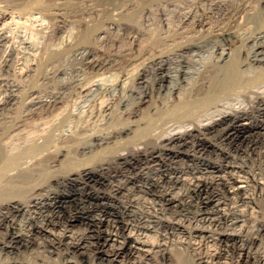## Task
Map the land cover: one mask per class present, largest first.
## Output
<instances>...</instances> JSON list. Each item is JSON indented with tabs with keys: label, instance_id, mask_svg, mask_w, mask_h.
I'll use <instances>...</instances> for the list:
<instances>
[{
	"label": "rangeland",
	"instance_id": "rangeland-1",
	"mask_svg": "<svg viewBox=\"0 0 264 264\" xmlns=\"http://www.w3.org/2000/svg\"><path fill=\"white\" fill-rule=\"evenodd\" d=\"M19 1L18 0H0V101H4V102H2L3 104L2 103L0 104V136H1L0 137V161H1L0 162V164H1V166H0V186L3 187L4 183L15 184L22 177L21 176L22 172L24 173L26 171L27 172L28 171L33 172L32 174L34 175V177H35V175H36V177H38L39 174L42 172L43 173L42 176H44L45 179L43 177L44 180H42V181L44 182V185H43V182H41V180L39 179L40 176L37 179H36V177H35V179L34 178L31 179L32 185L30 188L28 187L29 189L27 188V190H26V191H28V193L25 191L24 192L25 194L24 193L20 194L21 198L23 196V198H26V199L32 195H36L37 197H39L37 199L40 201L37 203L36 206L27 207V209L23 208L20 211H18L19 213L17 212V213L11 214L9 216L10 219L0 221V236H1L0 238L4 239V241L9 240V237L13 233V231L16 233L18 232V234L22 233L25 236H30V237L34 238V239H32L33 240L32 244H30L29 247H27V250L29 249L28 251L26 250L25 247L21 246V248L14 249L15 252H9V251H7V249L3 248L0 245V249H1L0 252L2 253V250H3V252L5 251L4 252L5 254L2 253V255H1V253H0V264H7L9 262V258L11 260V259H13V257L19 264L21 261H23V263L21 262L22 264H57V263L58 264L59 263L60 264H90V263L96 264L97 261L99 260L98 255H97V257L96 256L93 257L94 259L91 257L88 260V257L86 255L81 254L79 252L75 253L74 251L69 250V247H67L68 246L67 244H61V246H62L61 250L59 249V248H61V246H58L59 248L55 247L57 245L56 243L54 246V244H53L54 241H57V238H55V235L58 236V235H60V233L62 234L67 228L68 229L64 233H66V234L69 233L68 234L69 238L81 239L86 234L94 233L95 230L97 229L98 223L93 224L94 223V221H93L90 224V222L85 223V221H84V222L78 223L74 226H70L69 224H67V222H65V219H64V218H66V215L69 214L68 210H65L64 212L61 211L60 213H62V217L58 218L56 216V212L54 211V209L50 210L48 208L47 202H50L49 196L52 195L50 191H52L54 189L58 190V189L62 188L61 185L54 183V181L52 180V176L56 175L58 173V171H61L62 168L63 169H71V167L72 168H80V167L84 166L85 164L91 165V166L96 165L99 163V161L101 159H104V157H107V156L108 157L112 156L111 157V159H112L115 156V155H113V153L118 151L122 145H127V144H125L126 140H125V142L122 140V139H124L123 135L113 137V138L119 137L118 139L121 140V142L117 141L118 146H120V147H118L116 142H114L115 144L112 142L113 139L109 141V133L115 129L122 127V126L128 127L130 124L133 123L132 126L130 125L129 127H133V126L134 127H138V126L141 127L142 126V128L147 127V128H145L146 130L137 131V134L138 135L146 134L149 131V132H151V134H153L155 136L156 134L159 135V133L164 134L167 131H172L174 129H178V127L181 128V126H182V130L186 129L188 127L187 125H190L189 123L193 122L191 124V125H193V124H195V122L198 121V119H199L198 123H201V121H203L201 124H205L208 122L211 123V121H213L215 119L216 115H218L217 113H221V111H224L225 109L226 110L227 109H229V110L233 109L235 105H236L235 108H237V106L240 107L242 102H243L242 106H247L249 104L250 100L248 97V99H246V101H243V100H245V98H247V96H246V93H243L241 91V89H242L241 86L238 87L239 89L237 87L234 88L235 90L231 89L232 93H235V94H231V91L229 90L230 92L229 91L228 92H222L223 95H222V93L218 94L219 93L218 91L214 93L212 88H211V90L210 89L209 90H210V93L212 92L213 94L210 95L211 97H208V95H206L208 98L205 96L204 93L197 92V90H196V87L202 81H203V83L206 81V79H203V78L206 77V74L208 73V71L210 72L212 70L211 67L214 66L213 67V69H214V68L218 67V65L222 64V62L220 64L216 63L215 62L216 59L212 58L213 57L212 55L215 53H217V56H218V54H219L218 52L221 51L222 48L216 49V52L212 53V55H210V53H208L207 51H204V52L202 51L203 53L200 51V52H197L198 54H193L194 56L193 55L192 56L196 60V61L194 60V62L195 63L198 62V64L195 67L193 66L194 63L191 64V66L189 68L190 71L188 70V72L185 74H183V73L177 74V75H180L181 77L177 76L178 79L176 78V81H178L180 78L181 83H180V81H178L179 82V84H178L175 81L176 85H175V89L173 91L170 90L171 91L170 92L165 86V82H168V80L167 81L164 80L163 82H161L162 85H159L158 83L152 84L153 89L151 91H149L150 93L148 92V96H146L148 98L145 97V99H149L148 100V103H150L148 106L149 108H147L145 105L139 106L138 101H136V100H139L141 91L143 89L145 90L147 88V87L142 88L139 86L140 84H138L137 77L139 75H143L142 73L145 72L146 78L148 77L147 79L151 80V78L154 77L153 72L155 71V67H156L155 64H153V66L151 65L153 63V59H151V58H153V56L156 54L155 51L162 50V46H165V45H166V49H170L171 46H169V44L174 46V44L177 42L176 40H178V42H185V41L187 42V39L189 37L191 38V35H192V38L191 39L189 38L188 41H190V40L192 41V40L196 39L195 42H197L199 45L202 44V46H204V47H209L208 43H211L210 41L212 40V37H213V40L215 37V40H217V41L215 42V40H214V42H213V40H212L211 44L219 43V44L223 45V43H224V47H226L228 45V44H226V42H228V40L231 38V36L230 35H228V36L224 35L223 36V34H221L220 32H221V29L225 28V25L227 23H229V22L226 23V21H228V17H234L235 22L240 18L238 22L239 23L241 21L242 22L240 24L238 22L235 23L231 27V30L235 31V32L238 31L237 33L241 34L247 28V27H245V25H248V24L245 22L247 20H249V14H250L249 11L252 10L254 12V11H256L257 7L258 8L259 7L264 8V5H263L264 0H242V1H240V0H169V1L168 0H164V1L163 0H110L112 3H109L110 2L109 0H45L46 4H45V1L43 0L44 1L43 4L46 5V7L40 6V8L42 10L38 7L39 9L34 8L35 10L32 9L33 11L29 10L28 12H26L25 10L24 11L22 10V7H21V4H19L20 3ZM259 1H260V3H258ZM115 2H117V3H115ZM243 2L246 5L249 4V6L248 5L244 6ZM114 3H115V5H114ZM222 3H223V6H221ZM225 3H226V6L224 5ZM238 3L239 4L241 3V4L239 5ZM227 4H229L231 7L229 5L227 6ZM250 4H253V5H250ZM254 4L256 6L255 8H254ZM118 5H119V7H118ZM214 5H215V7H214ZM241 6H244V7H241ZM251 6L253 8H250ZM212 7H214V8H212ZM228 7H229V9H227ZM16 8H19V9L21 8V9L19 11ZM45 8H47L48 10ZM210 8H212V10H210ZM218 8H219V10H218ZM232 8H234V9H232ZM239 8H240V10H239ZM243 8H244V10H243ZM199 9L203 13H201L199 11ZM203 9H206V10H203ZM226 9H227V11H226ZM228 10L230 11V13ZM238 10L240 12H238ZM196 11H197V14L195 15ZM207 11H208V14L206 13ZM211 11L213 12V14L215 16L212 14ZM236 11L238 13H240L239 14L240 17ZM198 12H199V15H198ZM205 14H206V16H205ZM222 14H223V16H222ZM193 15H195V17H197V19L195 17H193ZM241 15L243 18L245 17L243 20L241 19L242 18ZM192 17L194 18L195 22H193ZM202 17H203V19H202ZM211 17H212V19H210ZM222 17H224V19ZM190 19H192V20H190ZM213 19L218 21V22L216 23V21H214ZM219 19H220V21H219ZM205 20H206V22H205ZM211 20L213 23L211 22ZM109 21H111V22H109ZM127 22H128V24H127ZM109 23H111V24H109ZM112 23H114V24H112ZM134 23H135V25H134ZM204 23H206V24H204ZM210 23H212V25H210ZM248 23L253 24V22H251V23L248 22ZM194 24L198 25V26H195ZM203 24H204V28H203ZM213 24H214V28H213ZM236 24H237V26H236ZM125 25H126V27L123 28V26H125ZM129 26H130V28H129ZM218 26H221V27H218ZM242 26H244L245 29L242 28ZM193 27H195V30H194L195 32L198 30L195 34H198L199 36L193 34L194 33ZM205 27H208V28H205ZM226 27H227V25H226ZM199 28H201V29H199ZM240 28L243 31L239 30ZM132 29H133V33H132ZM202 29L204 31H202ZM213 29H215V30L213 31ZM125 30H126V33H125ZM134 30H136L137 32H135ZM216 30H218V33ZM130 31H131V33H130ZM188 31L192 32V33H189ZM207 31L211 35L207 34L208 33ZM183 32H185V33H183ZM198 32L200 34L202 33L203 36H200V34ZM152 33H154V34L157 33V34H156V36L154 34H153V36H151ZM177 33H179V35L180 34L181 35L179 36V35H177ZM205 33H206V35H205ZM183 34H185V35H183ZM136 35H138L137 36L138 38L136 37ZM148 36L150 37V39L148 38ZM173 36L174 37L176 36L174 40H173ZM183 36H185L187 38H185ZM204 36H211V38L210 37L206 38ZM217 36H218L219 40L217 39ZM132 37H135V39ZM152 37H154V38H152ZM201 37H203V38H201ZM224 37H226V38H224ZM164 38H165V40H164ZM167 38H169V39H167ZM170 38H172V39H170ZM181 38L184 39L185 41L184 40L180 41V40H182ZM204 38H206V40ZM129 39H130V41H129ZM158 39H161L162 45H160L161 43L159 40L158 44L159 43L160 44L157 46L156 43H157ZM166 39L168 41L167 42L168 44H166V42H164V41H166ZM208 39L210 41H208ZM132 40H134L133 42H135V41L136 42L133 44ZM169 40L172 41L173 44ZM147 41L148 42L150 41V45L149 44L147 45V43H148ZM29 43H31V44H29ZM143 43L147 47L145 45L143 47V45H142ZM163 44H165V45H163ZM167 46H168V48H167ZM131 47H133V49H131ZM157 48H159V49H157ZM163 48L165 49V47H163ZM150 49H152L154 51L153 52L151 50L153 52V54H152V52H149ZM136 52L137 53L139 52V54H137ZM146 52L147 53L149 52L148 55L151 54L150 55L151 58L149 56L147 57ZM205 53H208L210 56L207 54L209 57V58L207 57L208 59L205 56H202V57H205L203 60L201 55H203ZM126 54H128V56L130 58L128 56L126 58L125 57ZM134 54L136 56H134ZM140 54H141V56H139ZM132 56H134V57H132ZM198 56H200V57H198ZM240 56H241L240 59H243L244 53L240 54L239 57ZM121 57H123V58H121ZM141 57H143V58H141ZM144 57L146 59H144ZM214 57H216V55H214ZM259 57H260V61H259V58L257 56L258 60H256V61H255V59H253L252 60L253 62H251L250 59H245V61H246L245 63H244V61H241V64L239 62V65H238V69L240 67L239 73L241 74V72H242V74L245 73L243 75H246L250 72L251 73L253 72L254 74L252 76H255V73H256V75H258L261 71L264 70L263 69L264 59L262 58L264 56H259ZM116 58H119L120 60H118ZM140 58H141V60H140ZM197 58H198V60L204 61V62H201L202 64L200 63L201 64L200 65L199 64L200 61H198ZM210 58H212L213 60L215 59L214 62L218 65L215 66L214 65L215 63H213L212 62L213 60ZM142 59H144V60H142ZM116 60H117V62H116V64H114ZM123 60H125V61L123 62ZM248 60L250 62L249 64L247 63ZM138 61H139V64L137 63ZM145 61L147 62L146 65L143 64V63H145ZM119 62H122V63L119 64ZM127 62H129V64ZM131 62H133V63H131ZM135 62H136V64H135ZM149 63H151V64H149ZM203 63H205L206 65H207V63L209 64L210 69L208 71H207V69L209 68V66L208 67L206 66V68H205V64H203ZM210 63H213V64L210 65ZM253 63H255L256 65L258 64V66L256 67V65ZM261 64H263V66ZM117 65L120 67H118ZM126 65H128V66H126ZM141 65L143 68H141ZM246 65L248 67H246ZM174 66L176 67L175 62L170 64L171 69L175 68ZM192 66L194 68H196L197 66L198 67L196 68V70H194V69H192ZM241 66L243 67L244 70L242 69ZM144 67H145V69H144ZM147 67H148V69H147ZM258 67L261 68L262 70H259ZM200 68H201V70H200ZM250 68L252 69V71L250 70ZM191 69H192V71H191ZM197 69H199L200 71ZM204 69H206L207 72ZM221 69L222 68H220V71H223V69L222 70ZM246 69H247V71H246ZM257 69H258V71H260L259 73H257L258 72V71H256ZM193 70L197 71V72H194ZM203 70H204V72H203ZM224 70H227V68L225 67ZM146 71L149 73H147ZM150 72H152L153 75ZM192 74L193 75L195 74L196 76L195 75L193 76ZM208 74H207V76H208ZM183 75L184 76L186 75L185 76L186 79L183 77ZM202 75L205 77H203ZM248 75L251 76V74H248ZM248 75H246V76H248ZM187 79H188V81H186ZM72 80H74V81H72ZM190 80H192V81H190ZM66 81H68V83ZM136 81H137V83H136ZM64 82H66L68 85L66 83H65L66 84L65 85ZM194 83H196V84L193 85ZM205 83H207V82H205ZM257 83H260V85L262 83V85L261 86L259 84L257 85ZM62 84H64V85H62ZM182 84H183V86H182ZM254 84H255V82L252 83L251 86H249V89H251V90L260 89L261 90V88H264V86H263L264 85V77H262V78H260V80L256 81V84H255L256 86H254ZM34 85L39 86V87H35ZM178 85H179V87L176 88V86H178ZM12 86H14L16 88L13 90ZM153 86L155 87V89ZM164 86H165V88H164ZM180 86H181V88H180ZM187 86H189V87H187ZM17 87L21 90L19 91L17 89ZM34 88H35V90H34ZM256 88H258V89H256ZM36 89H38V90H36ZM39 89H40V91H39ZM181 89H184V91ZM187 89L190 91L189 93H188ZM180 90H181V92H180ZM236 90H237V92H236ZM41 91L45 94H43ZM152 91H154L153 92V94H155L154 96L152 94ZM12 92H14V93L11 94ZM167 92H169L171 94V96L169 94H167ZM191 92H193V94H191ZM15 93H17L18 95L20 94V95L18 96ZM47 93H49V94H47ZM55 93L58 94L60 97L58 95H56ZM135 93H137V94H135ZM183 94H184V97L186 96L185 98H188L190 96L194 97L193 95H195V97L193 98V100H195L194 103L198 100V103H196L194 105L195 111L193 114L194 118L196 116L197 117L195 119L193 118V120H191V121L179 120V116H177L176 114H174L175 117H173V114H171L172 115V118H171L170 114H167V111L165 112V110L167 108L165 106L169 107V102H172V103H170L171 106L169 108H167V110H169L173 106L175 101H176V103H178V102H180V100L182 101V98L184 100V97H181V96H183ZM187 94H189V95L187 96ZM199 94H201V95H199ZM237 94H240L241 96H239ZM179 95H181V96H179ZM226 95L229 97L226 98L225 97ZM199 96L201 98L206 97L205 101L203 98L201 99V101L203 100V102L199 101V99H200V98H198ZM223 96H224V98H223ZM231 96H233L232 99L234 98L237 101V103L235 102L234 99H233L234 100V102H233V100L231 99ZM237 96H239L238 97L239 99L241 98L240 99L241 101L240 100L238 101V98H236ZM29 97L31 99H32V97H33V99H35L36 107H35V105L33 106L34 100L32 99L33 102L30 101ZM40 97L41 98H43V97L48 98L49 102H46V104H48V107L45 103H43V106H42V102L37 100ZM153 97H154V99H152ZM169 97H172V98H169ZM180 97H181V99H180ZM215 97H216V99H215ZM217 97L219 99H217ZM155 98H156V100H155ZM159 98H160V100H158ZM210 98H211V100H210ZM212 98H214L215 100L212 101L213 100ZM6 99H7V101H6ZM220 99L221 100L224 99L222 101V103H221ZM15 101H16V103H15ZM231 101H232V103H231ZM52 102L54 105L52 104ZM156 102H160V103L156 104ZM166 102H168V105L167 104L165 105ZM29 103H30V105H31V103H33L31 105V107H29ZM134 103L136 105H138L139 107L136 106ZM207 103H209V106ZM215 103H216V106H214ZM227 103L228 104L231 103V105L229 104L230 107L227 105ZM244 103L247 105H244ZM38 104H41V105H38ZM153 104L155 106H153ZM197 104H199V105H197ZM225 104L228 107H226ZM38 106L40 107L39 109H38ZM142 106H145V107L142 108ZM199 106H200V109L198 108ZM213 106H214V108H212ZM219 106H220V108H219ZM32 107H34V108H32ZM157 107L158 108L160 107L159 108L160 110ZM208 107H211V108H208ZM2 108H4V110ZM153 108H155V109H153ZM205 108H206V110H205ZM143 109L146 111H144ZM157 109H158V111H157ZM196 109H198V110H196ZM138 110H140V113ZM149 110H150V112H148ZM219 110H220V112H219ZM131 111H133V112H131ZM156 111L158 112V114ZM147 112L150 114H148ZM151 112H156V113H151ZM131 114H132V116H131ZM198 115H200L199 118H198ZM140 117L143 120V122L140 119ZM134 119L136 121H138V119H139V122H137V123H140V121H141V123H140L141 126L136 125V122ZM144 119L149 120V123L147 120H144ZM172 119H174L175 121H173ZM200 119H201V121H200ZM177 121L179 122V124ZM183 122H185L184 124L188 123L187 125H184V126H187L186 128L183 127V125H181ZM146 123H148V126H146L147 125ZM142 124H146V125L143 126ZM112 127H114L115 129ZM147 129H149V130L147 131ZM142 131H143V133H142ZM161 131H163V133ZM153 132L154 133L156 132V133L154 134ZM134 134L131 135L132 138H133V136H137L136 132H134ZM79 144H80V146L81 145L84 146L83 144H85L86 147L85 148L82 146L80 147ZM74 146H75V148H74ZM113 147H114V149H113ZM60 148L63 151H61ZM64 148H65V150H64ZM71 148L74 150H72ZM55 150H56V153H55ZM120 150H122V149H120ZM112 151H114V152H112ZM64 152H66L67 154ZM58 153L59 154L62 153V154H60L61 156ZM47 154H48V156H47ZM63 154L64 155L66 154V155L64 156ZM49 155H52V157ZM57 156L59 159L57 158ZM54 158L57 159V161L54 160L56 162H53ZM1 159H3V160H1ZM2 161H6V162H2ZM37 161H38V163H37ZM3 164H4V166H3ZM6 164H8V165H6ZM62 165L64 167H62ZM253 165L257 166V163L254 162ZM263 168H264V165H263ZM20 169H21V171H20ZM25 169H26V171H25ZM256 170H257V168H256ZM34 172H36V173H34ZM44 174L47 176H45ZM49 174H50V176H49ZM262 178L264 180V176ZM13 180H17V181L13 182ZM34 181H36L37 184H36V182L34 183ZM52 181H53V183H51ZM250 182H251L250 183L251 185L248 184V187L250 186L249 192L251 191V194L253 193L252 196L255 195L256 198H255V196L252 199L251 198H245V201H244V200H242L244 198L239 193L238 194L234 193L235 194L234 195V194H228L225 192H224L225 194L222 193L223 196L221 198H222V204H224L225 207L228 206L227 208H229L231 206L232 208L230 207V209H232V210L237 207L234 210H236L237 212H240V213L243 211L242 214L246 213L244 215L247 216V218L249 217V219H248L249 224H252V225L250 228L247 229V232L245 234L247 236L256 235L257 237H260L257 239L256 243L251 245V250H253L252 252L254 254V258H256V259H254V258L249 259V260H247L248 262H246V260L245 261L242 260V262H241V260H238L239 252L241 250L239 249L238 243L234 244V243H232V241H228L229 242V244H228V242L222 243L219 240H214L212 238H210V240H209V237H204L205 239H203V237H201V236H197L198 237L197 238L196 235H194L195 238L193 236L188 237L186 234L181 233L179 231H175V235L173 233L174 236H172V233H169L167 231L165 232V234H163L164 231L162 230V228H159L158 230L159 231L161 230L160 232L159 231H156V232L155 231H153V232L147 231L145 233V231H144L145 234L143 233L144 235L142 234L141 237L147 241L149 239L148 244H151L150 246H156V244L158 245L161 243H166L167 244L166 246L168 248H170V253H171V256L173 257V260L171 261L169 259L163 258L160 254L155 252L157 256L154 254L152 257H149L148 259L145 258V260L143 261L144 263L142 262L141 264H196L198 256L208 255V252H212V251L218 253V256L213 257L214 259H212L213 264L215 262H217L216 260H223V262H224L223 264H225V262H227L226 264H254V263L262 264V262L264 261V258L260 259V256H264V252H263L264 251V234L262 235V233L257 231V229H255V227L258 226L257 225L258 223H264V188H263V190H260V188L258 186H257V188H255L256 187L255 183H253V181H250ZM33 184L36 186H34ZM39 184H40V187H39ZM41 186H43V187H41ZM45 187H46V189H45ZM47 189H50V190H47ZM253 189L255 192L253 191ZM45 190H47V191L45 193H43ZM37 192H39V194ZM47 192H50V193H47ZM257 192H258V194H257ZM31 193H33V194L31 195ZM27 194H28V196H27ZM259 194H260V196H259ZM24 195H25V197H24ZM146 195L147 194H145V195L141 194V197L143 199H145L146 202H150L149 200H152L151 204L154 203V205H156L155 207H157L158 205L155 204L156 201L153 198H151L149 195L148 196H146ZM42 196H44V197L42 198ZM146 197L148 200L146 199ZM41 198H42V202L44 204H42ZM229 198H230V200H229ZM248 199H251V200H248ZM223 202H225V203H223ZM74 204H75V202H73V203L71 202L69 205L71 207L70 209L72 212H74L75 210H78L79 206H80V204H77V206H75L76 204L75 205ZM38 206H40V207H38ZM72 206H73V208H72ZM34 207H35V209H34ZM164 209L166 211V207ZM33 210H35V211L37 210V211L34 212ZM168 210H170V212H171V209H167V211H166L167 214H172ZM238 210H240V211H238ZM22 212H26V213H22ZM180 212H182V210ZM52 213H53V215H52ZM184 213L185 212L183 211V214ZM16 214L17 215L19 214L17 216V218H16ZM38 214H39V217H38ZM183 214H181V217L182 216L185 217L187 219L186 220L187 222H189V223L199 222V221H196L193 218H191L189 216L190 213L186 212V214H184L185 216ZM104 215L105 214H102V217H104V222L100 226V229L102 228V230L104 228H107L106 223L108 222V217H109V219H111V216H108V215L104 216ZM35 217H36V219H35ZM50 217H53V221L55 222L54 224H49V218ZM57 221L60 223V225H59V223H57ZM250 221L251 222L253 221V222L250 223ZM39 223L43 226L47 225L46 228L50 229L52 234H46V233L43 234V232H36L35 227H36V225H39ZM61 223H62V225H61ZM32 224H34V226H32ZM66 225H68V226H66ZM85 225H86V228L83 227ZM33 227H34V229H33ZM51 227L54 230H52ZM62 227H64V228H62ZM88 227H90V228L88 229ZM92 227H93V230H92ZM83 228L87 229V231L84 230ZM63 229H65V230H63ZM76 229H78V230H76ZM1 230H2V232H1ZM29 230H30V232H29ZM68 230H69V232H68ZM134 230L137 231L136 229H134ZM248 230H250V232L252 234H250V232ZM73 231H75V233ZM113 231H115V229H113ZM256 231H257V233H256ZM32 232H34V233H32ZM102 233L104 234V231H102ZM73 234L74 235L77 234V235L74 236ZM43 235L46 237L47 240L44 238ZM52 235H53V237H52ZM184 235L187 237V240H186V237H184ZM246 235H244V236H246ZM173 237H175V238H173ZM35 238H36V240H35ZM37 238H38V240H37ZM48 238L49 239L52 238L53 241L51 239L49 240ZM53 238H55V240ZM165 238H167V239H165ZM44 239H45V243L43 242ZM193 239L196 241H194ZM198 239H199V241H198ZM62 240L65 241V239H62ZM189 240L193 241L195 249L191 246V244L188 243ZM200 240L203 242H201ZM38 241L41 243H39ZM197 241H198V244H200V243L202 244V245L200 244L202 247H200V245H199L198 248H196L197 247ZM104 242H105V244H104ZM42 243H43V245H41ZM49 243H51V244H49ZM45 244H47V245H45ZM113 244H115V242ZM49 245H50V247H49ZM98 245L100 246L101 249H109V247H111V245H108V240L105 241L104 235L99 237ZM253 245H255V246H253ZM39 246H41V247H39ZM43 246L46 247V249ZM233 246L235 247V249ZM30 247H33V248H30ZM20 249H22V250H20ZM19 250H20V252H19ZM46 250L48 252H46ZM29 251H31V252H29ZM66 251H69V252H66ZM18 253L20 254L19 256L17 255ZM6 254L10 255V256L12 255V256L11 257L8 256V258H7ZM62 254L64 256H62ZM79 254H80V256H78ZM74 255H76L78 257H76ZM219 255H220V257H219ZM92 256H94V255H92ZM258 256H259V258H258ZM61 258H63V259H61ZM83 258H85V259H83ZM127 259H129V260H127ZM253 259H254V261H252ZM125 260L132 262V264H136V263L139 264L138 263V261H139L138 255L136 253L132 254V256H130V255L125 256ZM145 262H147V263H145ZM112 263L118 264V261L112 262ZM263 264H264V262H263Z\"/></svg>",
	"mask_w": 264,
	"mask_h": 264
},
{
	"label": "bare ground",
	"instance_id": "bare-ground-1",
	"mask_svg": "<svg viewBox=\"0 0 264 264\" xmlns=\"http://www.w3.org/2000/svg\"><path fill=\"white\" fill-rule=\"evenodd\" d=\"M44 1L43 0H20L19 4H21L23 11L25 10L26 12H28L29 10L33 11L32 9H34V8L35 9H37L38 7L40 8V6L46 7V5L43 4ZM240 1H242V0H240ZM117 2H115V3H117ZM109 3H112V2L110 1ZM115 3H114V5H115ZM258 3H260V1ZM45 4H46V1H45ZM224 5L226 6V3ZM228 5L229 4H227V6ZM245 5L246 4L244 3V6ZM247 5L249 6V4H247ZM250 5H253V4H250ZM221 6H223V3ZM244 6H241V7H244ZM118 7H119V5H118ZM214 7H215V5H214ZM214 7H212V8H214ZM255 7L256 6L254 4V8ZM212 8H210V10H212ZM250 8H253V7L251 6ZM16 9H18L20 11L21 8L20 9L16 8ZM45 9H47V8H45ZM227 9H229V7ZM227 9H226V11H227ZM232 9H234V8H232ZM203 10H206V9H203ZM218 10H219V8H218ZM239 10H240V8H239ZM239 10H238V12H240ZM243 10H244V8H243ZM199 11H200V9H199ZM208 11L206 12L207 14H208ZM251 11H249L250 12L249 20H247L245 22L248 24V25H245V27H247V28L245 29V27L242 26V28H244L245 31L242 32L241 34L237 33L238 32L237 30H236L237 32L231 30V27L235 23H237L240 18L235 22L234 17H228V21H226V23L229 22L226 24L227 27L225 25V28L221 29V32L219 31L221 34H223V36L224 35L225 36H228V35L231 36V38L228 40V42H226V44H228L226 47H224V43H223V45H221L219 43L211 44L213 37H212L211 41L208 39V41L211 42V43H208L209 47H204V46H202L201 43H200L201 45H199L197 42H195L196 39L192 40V41L191 40L188 41V39L190 38L188 36L189 38L187 39V42L181 38L182 40H180V39L179 40L180 41L184 40L185 42H178V40H176L177 42L174 44V46L169 44V46H171L170 49H166V45L163 44L165 46H162V50L155 51L156 54L153 56V58H151V56H150L151 54L148 55L149 52L153 51L152 49H150V51L148 53L146 52L147 57L149 56L151 59H153V63L152 64L149 63V64H151L152 66H153V64L156 65V67L154 66L155 67V71L153 72L154 77L151 78V80H148L147 79L148 77L146 78L145 72L142 73L143 75H139L137 77L138 84H140L139 86L142 88L143 87H147V88L145 90L143 89L142 91L140 90L141 94H140L139 100H136V101H138L139 106L145 105L147 108H149L148 107L150 104V103H148L149 99H145V97L148 96V92L153 89L152 84L158 83L159 85H162L161 82H163L164 80L165 81L168 80V82H165V86L169 91L170 90L173 91L175 89L176 82L179 84L178 81H180V83H181L180 78L178 81H176V78L178 79V77L180 76L177 74H179V73L185 74L188 72L191 64L194 63L193 64L194 67L198 64V62H196V63L194 62L195 58L193 57L194 56L193 54H198L197 52H200V51L201 52L207 51L208 53H210V55H212V53L216 52V49L222 48V50L218 52L219 53L218 56H217V53L212 55L213 56L212 58L216 59V60L214 59L216 63L220 64L222 62V64L218 65L214 62V60L212 58H210L213 60L212 62L215 63L214 65L215 66L218 65V67H216L214 69H213L214 66L211 67L212 70L209 72L208 71L210 69L209 64L207 63V65H206L205 63H203V64H205V68H206V66L207 67L209 66V68L207 69V71L209 73V74L207 73L208 76H207V74H206V77L202 75L203 77H205V78H203V77L202 78L206 79V81L205 80L204 81L207 83H205V82L203 83V81H202L196 87V90H197V92L204 93L205 96L208 95V97H211L210 95L213 94L212 92L210 93L211 88H212L214 93L218 91L219 92L218 94H220L222 92H228L229 90L231 91V89H234L236 87L238 88L239 86H241L242 87L241 91L243 93H246V96H247V98L244 97L245 100H243V101H246V99H248V97H249V100H250L249 104L247 105V104H245L246 103L245 102L244 105H247V106H242L243 102L242 103L240 102L241 103L240 107L237 106V108H235V106H236L235 105L233 108L232 107L233 105H232L231 107L233 109H230V110L227 109L226 110L224 108L225 109V110L223 109L224 111H221V113H217L218 115L215 114L216 117L214 116L215 119L213 121H211V123L210 122H208V123L204 122L205 124H201L203 122V121H201V119H200L201 123H198V121H199L198 118L200 116V115H198V118H197L198 121L197 122L194 121L195 124L191 125L193 122L189 123L190 125H187L188 124L187 122H186L187 124H184L185 122H183L181 124L185 128L188 126L186 129L182 130V126H181V128L178 127V129H174L172 131H167L164 134L159 133V135L156 134L155 136L153 134H151V132L148 131L150 129L149 127H148L149 129H147L148 133L141 134V135L137 134V131L146 130L145 128H147V127L142 128V126L140 124L141 121H140V123H137V122H139V119H138V121H136L135 119L134 120L136 122V125H140L141 127H139V126L138 127H134V126L129 127L130 125L132 126V124H133L132 122H131L132 124H130L128 127L122 126L118 129H115L114 127H112L115 130H113L112 132L109 133V141L113 139V141H112L113 143L114 142L117 143V141L121 142V140L118 139L119 137H117V138H113V137L123 135L124 139H122V140L124 142L126 140L125 144H127V145H122L123 147L121 146V148H119L118 151L113 153V155H115V156L112 159H111L112 156H110V157L107 156V157H104V159H101L99 161V163L96 165L91 166V165H86V164L84 165L83 164L84 166H82L80 168H72V167H71V169H63L62 168L61 171L57 170L58 173L56 175H54V176L51 175L54 183L61 185L62 188L58 189V190L54 189V190L50 191L52 195L49 196L50 202H47L48 208L50 210L54 209V211L56 212V216L58 218L62 217V213H60L61 211L64 212L65 210H68L69 214H67L66 218H64V219H65V222H67V224H69L70 226H74V225H76L78 223H82L84 221H85V223L90 222V224L93 221H94L93 224L98 223L97 229L95 230L94 233L86 234L81 239L69 238V235H68L69 233H67V234L64 233L68 228L66 230L63 229L65 231L62 234L60 233V235H58V236L54 234L55 238H57V241H54V243L52 242L54 244V246H55V243L57 244L55 247L59 248L58 246H61V244H67L68 245L67 247H69V250H72L75 253L79 252L81 254L86 255L88 257V260H89V258H91V257L93 258L95 256L97 257V255H98L99 260L97 261L96 264H111L112 262H117V261H118V264H132V262L127 261L129 259L125 260V256H127V255L132 256V254H134V253H136L138 255V260H139L138 263L141 264L145 260V258L148 259L149 257H152L154 254L156 255L155 252L160 254L163 258H166V259H169L172 261L173 257L171 256L170 248H168L166 246L167 245L166 243H161L158 245L156 244V246H150L151 244H148L149 239L147 241L141 237V235L144 233V231H145V233L147 231H150V232L155 231L156 232V231H159L158 230L159 228H162V230L164 231L163 234H165V232L167 231L169 233H172V236L175 235V231H179L181 233L186 234L188 237H192V236L194 237V235H196V237L201 236V237H203V239H205L204 237H209V240H210V238H212L214 240H219L222 243L232 241V243H234V244L238 243L239 249L241 250L239 252L238 260H241V262H242V260H244V261L246 260V262H248L247 260L254 258V254L252 252L253 250H251V245L256 243L257 239L260 237H257L256 235L247 236L245 233L247 232V229L250 228L252 225V224H249V220H248L249 217L247 218V216L244 215L246 213L242 214L243 211L240 213V212H237L236 210H234L237 207L232 210V209H230L231 206L229 208H227L228 207L226 205L227 203L225 204L227 207H225L224 204H222V198H221L223 196L222 193L223 194H225V193H228V194L237 193L238 194L239 193L244 198V199H242L244 201H245V198H251L252 199L255 195L252 196L253 193L251 194V191L249 192L250 186L248 187V184L251 183L250 181H253V183H255V185H256L255 188H257V186L260 188V190H263V188H264V180L262 178L264 176V168H263V165H264V88L260 87L262 85V83H261V85H260V83H257V85L258 84L260 85L259 87L261 88V90L258 89L259 87L256 88L258 90L249 89V86H251L252 83L255 82V84H256V81H258V80H260V78L264 77L263 76L264 70L260 72L257 69L256 70V71H258L257 73H259V72L260 73L258 75H256V73H255V76H252L254 73L253 72L251 73L249 71L250 73H248V74H251V76H249L248 74H246V75H248V76H246V75H243L245 73H243V74H242V72H241V74L239 73L240 67L238 69L239 62H240V64H241V61H244V63H245L246 62L245 59H250V61L253 62L252 61L253 59H255V61H256V60H258V58L260 61L259 56H264V8L263 7H259V8L257 7L256 11H254V12L252 11L253 13ZM201 13H203V12H201ZM229 13H230V11H229ZM196 14H197V11L195 12V15ZM212 14H213V12H212ZM239 14L240 13H238V15ZM195 15H193V17H195ZM198 15H199V12H198ZM242 15H241V17H242ZM205 16H206V14H205ZM222 16H223V14H222ZM212 17L210 19H212ZM239 17H240V15H239ZM195 18L197 19V17H195ZM222 18L224 19V17H222ZM244 18L242 17L241 19L243 20ZM202 19H203V17H202ZM190 20H192V19H190ZM214 21H216V20H214ZM219 21H220V19H219ZM109 22H111V21H109ZM193 22H195L194 18H193ZM205 22H206V20H205ZM211 22H212V20H211ZM217 22L218 21H216V23ZM248 22H250V23L253 22V24H249ZM212 23H210V25H212ZM109 24H111V23H109ZM112 24H114V23H112ZM127 24H128V22H127ZM204 24H206V23H204ZM204 24H203V28H204ZM126 25L123 26V28L126 27ZM134 25H135V23H134ZM130 26H129V28H130ZM195 26H198V25H195ZM236 26H237V24H236ZM218 27H221V26H218ZM201 28H199V29H201ZM205 28H208V27H205ZM213 28H214V24H213ZM194 30H195V27H193V31ZM214 30L215 29H213V31ZM239 30L243 31L241 28ZM134 31L137 32L136 30H134ZM202 31H204V30L202 29ZM216 31L218 33V30H216ZM196 32L194 31L193 34L199 36L198 34H195ZM125 33H126V30H125ZM130 33H131V31H130ZM132 33H133V29H132ZM183 33H185V32H183ZM189 33H192V32H189ZM153 34L154 33H152L151 36H153ZM156 34H154V35L156 36ZM201 34H200V36H203V34L202 35ZM207 34H209V32ZM177 35H179V33H177ZM183 35H185V34H183ZM205 35H206V33H205ZM209 35H211V34H209ZM137 36L138 35H136V37ZM149 36H148V38L150 39L151 36L150 37ZM175 37L173 36V40L175 39ZM183 37H185V36H183ZM204 37H206V38L210 37L211 38V36H204ZM132 38L135 39V37H132ZM152 38H154V37H152ZM185 38H187V37H185ZM191 38H192V35H191ZM201 38H203V37H201ZM206 38H204V39L206 40ZM224 38H226V37H224ZM167 39H169V38H167ZM167 39H166V41H164V42H166V44H168ZM170 39H172V38H170ZM217 39H218V36H217ZM159 40L161 43V39H158V41L156 43L157 46L160 44V43L158 44ZM164 40H165V38H164ZM214 40H215V37H214ZM214 40H213V42H214ZM129 41H130V39H129ZM133 41L134 40H132V42ZM216 41L217 40H215V42ZM135 42H133V44ZM170 42H172V41H170ZM29 44H31V43H29ZM148 44L150 45V41L147 43V45ZM172 44H173V42H172ZM142 45L144 47L145 44L143 43ZM160 45H162V43ZM163 47H165V49ZM167 48H168V46H167ZM131 49H133V47H131ZM157 49H159V48H157ZM153 52H152V54H153ZM208 53L201 55V57L205 56L207 58L209 55ZM242 53H244V57H243V59H240L242 55L240 57H239V55ZM137 54H139V52ZM214 55H216V57H214ZM127 56H128V54H126L125 57L127 58ZM134 56H136V55L134 54ZM134 56H132V57H134ZM139 56H141V54ZM257 56H258V58H257ZM198 57H200V56H198ZM205 57H202L203 60ZM121 58H123V57H121ZM141 58H143V57H141ZM141 58H140V60H141ZM262 58L264 59V57H262ZM116 59L120 60L119 58H116ZM144 59H146V58L144 57ZM144 59H142V60H144ZM197 60H198V58H197ZM124 61L125 60H123V62ZM198 61H200V60H198ZM116 62H117V60L115 61L114 64H116ZM133 62H131V63H133ZM174 62L176 63V67L174 66L175 68L171 69L170 64L174 63ZM201 62H204V61H200L199 64ZM120 63H122V62H119V64ZM127 63L129 64V62H127ZM137 63L139 64V61ZM213 63H210V65ZM247 63L248 64L250 63L249 60L247 61ZM135 64H136V62H135ZM143 64L146 65L147 62L145 61V63H143ZM253 64H255V63H253ZM261 65L263 66V64H261ZM126 66H128V65H126ZM193 66H192V69L196 70V68L199 65L196 68H194ZM257 66H258V64L256 65V67ZM118 67H120V66H118ZM225 67L227 68V70H224ZM246 67H248V66L246 65ZM141 68H143L142 65H141ZM220 68H222L223 71H220ZM144 69H145V67H144ZM147 69H148V67H147ZM192 69H191V71H192ZM242 69H243V67H242ZM263 69H264V67H263ZM197 70H199V69H197ZM200 70H201V68H200ZM204 70L206 71V69H204ZM204 70H203V72H204ZM250 70L252 71L251 68H250ZM259 70H262V69L259 68ZM246 71H247V69H246ZM194 72H197V71H194ZM147 73H149V72H147ZM150 73L152 74V72H150ZM185 76L183 75L184 78H185ZM74 80H72V81H74ZM186 81H188V79ZM190 81H192V80H190ZM66 82L68 83V81H66ZM66 82H64V84ZM136 83H137V81H136ZM64 84H62V85H64ZM195 84L196 83H194L193 85H195ZM255 84H254V86H256ZM165 86H164V88H165ZM182 86H183V84H182ZM12 87H13L12 88L13 90L16 88L14 86H12ZM18 87H17V89L20 91L21 89H19ZM35 87H39V86H35ZM177 87H179V85L176 86V88ZM187 87H189V86H187ZM180 88H181V86H180ZM154 89H155V87H154ZM34 90H35V88H34ZM36 90H38V89H36ZM181 90L184 91V89H181ZM181 90H180V92H181ZM39 91H40V89H39ZM153 92L154 91H152V94H153ZM189 92L190 91L188 90V93ZM236 92H237V90H236ZM13 93L14 92H12L11 94H13ZM137 93H135V94H137ZM15 94H17V93H15ZM43 94H45V93H43ZM47 94H49V93H47ZM167 94H169L171 96V94L169 92H167ZM184 94H183V96H181V95H179V96L184 97ZM191 94H193V92H191ZM231 94H235V93H232V91H231ZM56 95H58V94H56ZM154 95L155 94H153V96ZM188 95L189 94H187V96ZM199 95H201V94H199ZM222 95H223V93H222ZM237 95L241 96L240 94H237ZM193 96L195 97V95H193ZM239 96H237L236 98H238ZM33 97H32V99H33ZM41 97L38 98L37 100L42 102V106H43V103L46 104V102H49L48 98H44V97L41 98ZM172 97H169V98H172ZM181 97H180V99H181ZM185 97H184V100L182 98V101L180 100V102H178V103H176V101H175L173 106L169 110H167V108H169L171 106L170 103H172V102H169V107L165 106V107H167L165 112L167 111V114H170L171 118H172L171 114H173V117H175L174 114H176L177 116H179V120H182V121L183 120L184 121L193 120V118H194L193 114L195 111L194 105L196 103H198V100L194 103V101H195V100H193L194 97H191V96L188 98H185ZM225 97L228 98L229 96L226 95ZM232 97L233 96H231V99H232ZM146 98H148V97H146ZM198 98H200L199 101H201L202 98L205 101L204 97L201 98L199 96ZM223 98H224V96H223ZM32 99L30 98V101H32ZM152 99H154V97ZM212 99H213L212 101H214L216 99V97H215V99L214 98H212ZM217 99H219V98L217 97ZM240 99L238 98V101ZM33 100H34V104L31 103V105L33 104V106H34L36 102H35V99H33ZM155 100H156V98H155ZM158 100H160V98ZM210 100H211V98H210ZM223 100L220 99L221 103ZM234 100H233V102H234ZM6 101H7V99H6ZM16 101H15V103H16ZM2 102H4V101H0V104ZM201 102H203V100ZM235 102L237 103L236 100H235ZM157 103H160V102H156V104ZM231 103H232V101H231ZM231 103H229V104L231 105ZM52 104H53V102H52ZM166 104L168 105V102H166L165 105ZM207 104L209 106V103H207ZM229 104L227 103L228 106H229ZM31 105L29 103V107H31ZM38 105H41V104H38ZM46 105L48 107V104H46ZM138 105H136V106H138ZM197 105H199V104H197ZM227 105L225 104L226 107H228ZM145 106H142V108ZM153 106H155V105L153 104ZM214 106H216V103ZM214 106L212 108H214ZM35 107H36V105H35ZM32 108H34V107H32ZM39 108L40 107L38 106V109ZM155 108H153V109H155ZM198 108L200 109V106ZM208 108H211V107H208ZM219 108H220V106H219ZM2 109L4 110V108H2ZM158 109H157V111H158ZM196 110H198V109H196ZM205 110H206V108H205ZM138 111L140 113V110H138ZM144 111H146V110H144ZM131 112H133V111H131ZM148 112H150V110ZM156 112H151V113H156ZM219 112H220V110H219ZM148 114H150V113H148ZM157 114H158V112H157ZM131 116H132V114H131ZM140 119H141V117H140ZM147 119H144V120H147ZM174 119H172V120L175 121L176 119L175 120ZM147 121L149 123V120H147ZM142 122H143V120H142ZM148 123H146L147 125L146 124H142V125L148 126ZM178 124H179V122H178ZM184 125H187V126H184ZM134 132H136L137 136H133V138H132L131 135L134 134ZM161 132L163 133V131H161ZM142 133H143V131H142ZM85 144H83L84 146H82V145L81 146L85 148L86 147ZM79 146H80V144H79ZM117 146H118V143H117ZM118 147H120V146H118ZM74 148H75V146H74ZM113 149H114V147H113ZM120 149H122V150H120ZM64 150H65V148H64ZM72 150H74V149H72ZM61 151H63V150L61 149ZM112 152H114V151H112ZM55 153H56V150H55ZM64 153H66V152H64ZM60 154H62V153H60ZM47 156H48V154H47ZM49 156L52 157V155H49ZM57 158H58V156H57ZM3 159H1V160H3ZM54 160L57 161V159L54 158L53 162H56ZM2 162H6V161H2ZM254 162L257 163V166L253 165ZM37 163H38V161H37ZM4 164H3V166H4ZM8 164H6V165H8ZM0 166H1V164H0ZM62 167H64V166L62 165ZM256 168H257V170H256ZM20 171H21V169H20ZM25 171H26V169H25ZM32 173L33 172H29V171L28 172L26 171L24 173L22 172V174H21L22 177L19 179V181H17L18 179L13 180V182L17 181L18 183L17 182L15 184L4 183L3 187L0 186V221L10 219L9 216L11 214L17 213L18 211H20L23 208L27 209V207L36 206L37 203L40 201L37 199L39 197H37L36 195H32L34 192L31 193L32 196H29V198H27V199L23 198V196H22V198L20 197L21 196L20 194L24 193L27 190V188L28 187L30 188L32 185L31 179H33V178L35 179V177H36V175L34 177V175ZM34 173H36V172H34ZM42 175H43V173L41 172L39 174L40 177L38 176L39 179L41 180V182H43L42 180L45 179V177ZM45 176H47V175H45ZM49 176H50V174H49ZM38 177H36V179ZM43 177H44V179H43ZM36 181H34V183ZM53 181L51 183H53ZM36 184H37V182H36ZM43 185H44V182H43ZM34 186H36V185H34ZM39 187H40V184H39ZM41 187H43V186H41ZM45 189H46V187H45ZM47 190H50V189H47ZM47 190H45L43 193H45ZM253 191H254V189H253ZM26 192L28 193V191H26ZM39 192H37V193L39 194ZM50 192H47V193H50ZM140 193L142 195L147 194L146 196L149 195L151 198H153L156 201L155 204H157L158 206L155 207L156 205H154V203L151 204L152 200H149L150 202H146L145 199H143L141 197ZM257 194H258V192H257ZM27 196H28V194H27ZM259 196H260V194H259ZM24 197H25V195H24ZM43 197L44 196H42V198ZM42 198H41V202H42ZM255 198H256V196H255ZM146 199H147V197H146ZM251 199H248V200H251ZM229 200H230V198H229ZM71 202L72 203L75 202V204H76V205L74 204L75 206H77V204H80L79 209L72 212L70 209L71 207L69 206ZM223 203H225V202H223ZM42 204H44V203L42 202ZM38 207H40V206H38ZM165 207H166V211H167V209H171V212H170V210H168V211L172 214H167V212L164 209ZM72 208H73V206H72ZM34 209H35V207H34ZM179 210L180 211L182 210V212H180ZM240 210H238V211H240ZM33 211L36 212L35 210H33ZM183 211L185 212L184 214H186V212L190 213L189 216L191 218H193L194 220L199 221V222H195V223L194 222L193 223L187 222L186 221L187 219L185 217H183V216H182L183 218L181 217V214H183ZM22 213H26V212H22ZM102 214L111 216V219H109V217H108V222L106 223L107 228H104L103 230H102V228L100 229L101 224L104 222V217H102ZM18 215L16 214V218ZM52 215H53V213H52ZM38 217H39V214H38ZM35 219H36V217H35ZM252 222L250 221V223H252ZM54 223L55 222L53 221V217H50L49 218V224H54ZM57 223H59V222L57 221ZM59 225H60V223H59ZM61 225H62V223H61ZM257 225L258 226H256L257 228L255 227V229H257V231L261 232L263 235L264 234V223H258ZM32 226H34V224H32ZM46 226H43L39 223V225H36L35 230H36V232H43V234L44 233L52 234L50 229L46 228ZM66 226H68V225H66ZM83 227L86 228V225ZM62 228H64V227H62ZM89 228L90 227H88V229ZM33 229H34V227H33ZM78 229H76V230H78ZM113 229H115V231H113ZM134 229H136L137 231H135ZM52 230H54V229L52 228ZM84 230L87 231V229H84ZM92 230H93V227H92ZM102 231H104V234L102 233ZM248 231L250 232V230H248ZM257 231H256V233H257ZM1 232H2V230H1ZM29 232H30V230H29ZM68 232H69V230H68ZM73 232L75 233V231H73ZM32 233H34V232H32ZM173 233H174V235H173ZM250 234H252V233L250 232ZM75 235H77V234H75ZM102 235H104L105 241L108 240V245H111V247H109V249H101L99 246L100 244L98 245V239ZM244 235H246L247 237ZM52 237H53V235H52ZM184 237H186V236L184 235ZM44 238L46 239L45 236H44ZM55 238H53V239L55 240ZM173 238H175V237H173ZM32 239H34V238L30 237V236H25L22 233L18 234V232L16 233L13 231V233L9 237V240H6V241H4V239L0 240L1 241L0 245L3 248L7 249V251H9V252H15L14 249L21 248V246L25 247L27 250V247H29V245L32 244V242H33ZM45 239L43 240L44 243H45ZM50 239L52 240V238H50ZM62 239H65V241H63ZM165 239H167V238H165ZM35 240H36V238H35ZM37 240H38V238H37ZM186 240H187V237H186ZM194 241H196V240H194ZM198 241H199V239H198ZM198 241H197V247L195 246L196 248H198V246L201 244V243L198 244ZM114 242H115V244H113ZM201 242H203V241H201ZM39 243H41V242H39ZM188 243L191 244V246L194 248L193 241L189 240ZM49 244H51V243H49ZM104 244H105V242H104ZM228 244H229V242H228ZM41 245H43V243ZM45 245H47V244H45ZM201 245H200V247H202ZM253 246H255V245H253ZM39 247H41V246H39ZM49 247H50V245H49ZM30 248H33V247H30ZM44 248L46 249V247H44ZM59 249L61 250L62 246ZM234 249H235V247H234ZM20 250H22V249H20ZM20 250H19V252H20ZM4 252L2 250L3 254H5ZM29 252H31V251H29ZM46 252H48V251L46 250ZM66 252H69V251H66ZM2 253H1V255H2ZM17 255L19 256L20 254L18 253ZM92 255H94V256H92ZM8 256L11 257L12 255L11 256L7 255V258H8ZM62 256H64V255L62 254ZM74 256H76V255H74ZM78 256H80V254ZM78 256H76V257H78ZM216 256H218L217 252H213V251L208 252V255L198 256L196 264H211L213 262L212 259H214L213 257H216ZM219 257H220V255H219ZM258 258H259V256H258ZM262 258H264V256H260V259H262ZM61 259H63V258H61ZM83 259H85V258H83ZM254 259H256V258H254ZM254 259L252 261H254ZM216 261L217 262H215L214 264H223L224 263L223 260H216ZM21 262L23 263V261H21ZM21 262H20V264H22ZM263 262H262V264H263ZM145 263H147V262H145ZM226 263L227 262H225V264ZM7 264H19V263L13 257V259H11V260L9 258V262ZM254 264H256V263H254Z\"/></svg>",
	"mask_w": 264,
	"mask_h": 264
}]
</instances>
